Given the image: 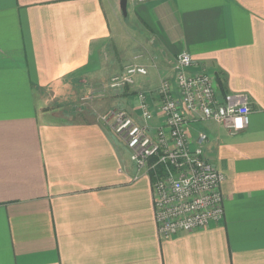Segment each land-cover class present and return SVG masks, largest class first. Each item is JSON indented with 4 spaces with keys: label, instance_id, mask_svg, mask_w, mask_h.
<instances>
[{
    "label": "crops",
    "instance_id": "obj_1",
    "mask_svg": "<svg viewBox=\"0 0 264 264\" xmlns=\"http://www.w3.org/2000/svg\"><path fill=\"white\" fill-rule=\"evenodd\" d=\"M127 1L130 53L113 29L119 0H0V264H264V0ZM181 51L220 94L245 92L251 113L232 134L213 121L190 128L224 174V216L162 238L150 181L134 178L100 114L138 118L129 101L143 90L156 124L154 92ZM134 52L148 73L111 89Z\"/></svg>",
    "mask_w": 264,
    "mask_h": 264
},
{
    "label": "built area",
    "instance_id": "obj_2",
    "mask_svg": "<svg viewBox=\"0 0 264 264\" xmlns=\"http://www.w3.org/2000/svg\"><path fill=\"white\" fill-rule=\"evenodd\" d=\"M141 57L140 53L133 55L121 72L110 77L109 87L124 88L135 83L137 76L146 75L148 69L139 62ZM194 65L196 60L187 51L175 56L172 77L162 78L154 92L156 124L149 123L154 113L143 90L137 92L138 118L123 108L100 114L125 142L135 166L134 178L148 177L154 222L162 238L206 228L224 216V174L204 155L207 134L198 130L193 137L192 125L213 121L232 134L250 121L248 95L239 91L220 94L214 77L205 71H191Z\"/></svg>",
    "mask_w": 264,
    "mask_h": 264
},
{
    "label": "rangeland",
    "instance_id": "obj_3",
    "mask_svg": "<svg viewBox=\"0 0 264 264\" xmlns=\"http://www.w3.org/2000/svg\"><path fill=\"white\" fill-rule=\"evenodd\" d=\"M130 3H129V1H127V8H129V5ZM119 18H120V20H119V26H118V22L116 21V20H112V23H113V29H117V27H118V29L119 28H121L122 30H123V32H122V34L126 37V39H127V44H129L130 45V48L128 49V53H130V51H131V49L135 46L134 44H135V42H134V38L137 36L136 34V32H135V30H134V25L132 24V17H131V15H126V16H123V14H122V12H121V10L119 11ZM138 37V36H137ZM139 53V52H138ZM138 53H136V52H134L131 56H130V58H127V60H125V62L123 63V65H125L126 64V62L128 61H130V60H128V59H131L132 58V56L133 55H135V54H138ZM110 79V78H109ZM84 101H85V99H83ZM80 104L81 105H85V102H83L82 100H78L77 101V104H76V106H75V108L76 109H79V107H80ZM75 105V104H74ZM138 105V99H137V96L136 95H133V97L130 99V101H129V107H131V108H134V107H136ZM136 113L137 114H139L140 113V110H137L136 109ZM149 123L151 124L152 123V121H149ZM191 125L189 124V127H190ZM193 126V125H192Z\"/></svg>",
    "mask_w": 264,
    "mask_h": 264
},
{
    "label": "water",
    "instance_id": "obj_4",
    "mask_svg": "<svg viewBox=\"0 0 264 264\" xmlns=\"http://www.w3.org/2000/svg\"><path fill=\"white\" fill-rule=\"evenodd\" d=\"M119 7L123 14V16H126L127 14V0H119Z\"/></svg>",
    "mask_w": 264,
    "mask_h": 264
},
{
    "label": "trees",
    "instance_id": "obj_5",
    "mask_svg": "<svg viewBox=\"0 0 264 264\" xmlns=\"http://www.w3.org/2000/svg\"><path fill=\"white\" fill-rule=\"evenodd\" d=\"M220 88H222V86L220 85Z\"/></svg>",
    "mask_w": 264,
    "mask_h": 264
}]
</instances>
